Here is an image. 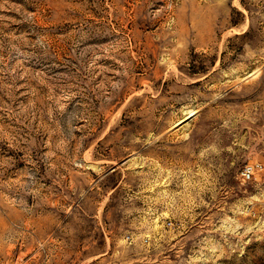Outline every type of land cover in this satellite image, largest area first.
<instances>
[{
    "label": "rangeland",
    "instance_id": "374dc122",
    "mask_svg": "<svg viewBox=\"0 0 264 264\" xmlns=\"http://www.w3.org/2000/svg\"><path fill=\"white\" fill-rule=\"evenodd\" d=\"M257 160L264 0H0V264L264 258Z\"/></svg>",
    "mask_w": 264,
    "mask_h": 264
},
{
    "label": "crops",
    "instance_id": "0c3cea01",
    "mask_svg": "<svg viewBox=\"0 0 264 264\" xmlns=\"http://www.w3.org/2000/svg\"><path fill=\"white\" fill-rule=\"evenodd\" d=\"M121 240H119L120 243ZM260 249L261 246L259 242L256 240V238L251 237V240H248L245 243V252L240 259L238 264H264V258L260 256ZM108 252H95L89 255H84L83 258L85 260H90L92 262L97 261V260H103L106 258ZM124 254L126 252L124 251ZM131 259V255L129 257Z\"/></svg>",
    "mask_w": 264,
    "mask_h": 264
},
{
    "label": "built area",
    "instance_id": "2783aa9c",
    "mask_svg": "<svg viewBox=\"0 0 264 264\" xmlns=\"http://www.w3.org/2000/svg\"><path fill=\"white\" fill-rule=\"evenodd\" d=\"M264 174V161H248L240 172V179L243 183L258 180ZM130 237H128L129 239Z\"/></svg>",
    "mask_w": 264,
    "mask_h": 264
}]
</instances>
